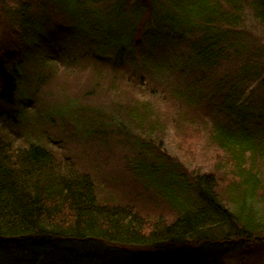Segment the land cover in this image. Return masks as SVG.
Masks as SVG:
<instances>
[{"label":"trees","instance_id":"trees-1","mask_svg":"<svg viewBox=\"0 0 264 264\" xmlns=\"http://www.w3.org/2000/svg\"><path fill=\"white\" fill-rule=\"evenodd\" d=\"M7 1L0 0V22L13 42L5 47L0 37V55L8 54L0 59V127L6 130L0 128V264H223L225 253L262 239L264 127L248 122L255 107L243 96L251 85L264 87V41L245 30L250 19L264 30V0H34L38 14L31 0H14L16 8ZM128 2L131 13L125 12ZM167 43L169 58L150 62ZM78 47L103 67L121 69L129 84L141 85L135 72L155 70V76H143V88L168 89L198 115L218 96L219 109L204 118L210 140L226 155L220 178L210 172L188 176L160 149H153L154 157L144 154L153 148L149 142L134 143L138 150L128 165L174 212L167 221L147 223L134 205L98 201L90 175L62 163L52 148L9 139L7 126L25 115L16 100L35 64L73 62ZM133 51L135 72L124 60ZM236 60L238 67L224 71ZM9 109L14 113L4 112ZM145 110L134 104L125 112L129 121L143 122ZM219 110L235 111L237 118L220 121ZM110 122L103 131L117 137L123 124ZM142 165L153 171L144 175Z\"/></svg>","mask_w":264,"mask_h":264},{"label":"rangeland","instance_id":"rangeland-1","mask_svg":"<svg viewBox=\"0 0 264 264\" xmlns=\"http://www.w3.org/2000/svg\"><path fill=\"white\" fill-rule=\"evenodd\" d=\"M110 1L111 4L117 0ZM141 1L146 5L148 0ZM31 2L34 11L38 14L37 3L34 0ZM142 2L140 4L143 5ZM7 3L15 4L14 0H8ZM130 5L131 3L128 2L125 8L126 13H131ZM12 6L17 7L16 4ZM134 6L132 9L139 10V5ZM52 15L55 16L56 12ZM131 18L128 14V19L131 20ZM142 19L148 20V14L144 13ZM251 21L250 19L245 27L247 37L264 41V30ZM2 28V22H0V37L5 40L4 46L8 47V43L13 41L5 37ZM141 45L143 46L144 42ZM183 45L187 47V42ZM169 50V43H167V47L162 46L160 50L161 56L152 55L149 61L157 62V59L162 57L167 60L170 55ZM72 51L74 48L70 49V52ZM76 52H84V48L78 47ZM153 54H158L157 50ZM7 55V53L1 54L0 59L3 60ZM135 55L137 53L133 51L132 55L124 59L125 66L130 70L135 69L138 64ZM88 58L91 60L90 57ZM238 65L237 60L231 64L226 63L224 71ZM36 71L44 77L38 79ZM222 71L223 69L219 72L222 73ZM135 73V78L141 85L124 82L121 80L122 72L103 67L95 59L93 63H86L81 56L65 68L53 61L44 65L36 63L27 83L18 92L21 98L16 100V108L22 107L26 111L25 115L18 120L16 127L7 126V130L11 133L9 139L11 138L15 145H25L31 141L40 142L52 148L54 152L51 151L62 163L70 164L71 168L80 173L89 174L97 189L98 201H105L110 205L118 204L128 207L134 205V210L147 223L163 222L170 219L174 212L151 187H148L147 182L142 183L133 175L128 159L135 157L138 150L134 143H140L141 140L149 142L153 148L144 149V154L154 157L153 149H160V152L166 156L177 160L179 171H185L188 176L210 172L220 178L224 172L221 163L226 161V155L210 140L209 122H206L204 118V115L215 113V110L219 109V99L218 96L214 98L210 105L203 107L205 112L201 111V115H198L174 101L168 89L162 88L163 91L157 85L143 88L146 80L143 76L148 73L149 77H153L151 75L155 76L157 73L155 70L146 73L143 71L141 74ZM25 88L28 89L24 91ZM31 89L34 90L32 95H30ZM246 98H249L250 104L255 107L249 110L254 117L248 119V122L256 120L264 127V87L251 85L243 96V99ZM134 104L147 108L145 110L147 116L142 112L140 115L145 116L143 122L139 119L129 121L130 115H126V112H130V107ZM14 111L9 109L4 112L14 113ZM234 112H228L229 115L220 112L215 116L220 121L225 119L230 122L231 119L237 118V115H233ZM115 113H118L119 117ZM257 115L260 116L257 117ZM115 118L120 119L123 124L122 129L117 128L120 130L117 137L114 133H109L112 132L110 130L103 131V126L111 129L105 124L114 122ZM192 120L197 123H192ZM128 121L133 124L129 126ZM150 128L155 133H151ZM157 165L156 163L154 166ZM149 167L153 166L142 165L139 169L146 175L153 171V168L151 170ZM150 177L153 178L152 175ZM228 178H224L223 185H226L225 181ZM259 241L251 244L249 248L240 247L238 251L225 253L222 263L264 264V236Z\"/></svg>","mask_w":264,"mask_h":264}]
</instances>
